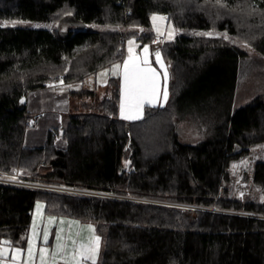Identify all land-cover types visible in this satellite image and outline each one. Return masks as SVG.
<instances>
[{"label": "trees", "instance_id": "16d2710c", "mask_svg": "<svg viewBox=\"0 0 264 264\" xmlns=\"http://www.w3.org/2000/svg\"><path fill=\"white\" fill-rule=\"evenodd\" d=\"M245 7L248 19L239 24L233 12ZM67 9L86 29L0 26V175L19 169L30 181L168 197L198 209L0 185V241L24 248L42 201L47 215L95 225L103 241L98 264H264V204L225 197L231 163L264 145V91L236 107L247 54L228 41L186 33L225 30L264 57V0H0L1 19L46 23ZM153 14L184 31L161 48L172 66L167 105L147 107L141 120H123L121 83L112 78L109 96L96 99L97 107L86 104L84 112L64 116L63 148L54 131L44 146H25L32 116L23 97L53 77L80 83L122 61L128 33L93 27L149 29ZM153 36L137 40L152 43ZM186 122L196 135L189 143L178 132ZM253 182L264 191V159L254 167Z\"/></svg>", "mask_w": 264, "mask_h": 264}, {"label": "crops", "instance_id": "0c3cea01", "mask_svg": "<svg viewBox=\"0 0 264 264\" xmlns=\"http://www.w3.org/2000/svg\"><path fill=\"white\" fill-rule=\"evenodd\" d=\"M166 17V16H164ZM167 18V17H166ZM167 22L168 19H167ZM176 37V36H175ZM174 37V39H175ZM147 46L148 61L151 67L155 68L160 73V97L154 106L144 105L143 116L147 107L157 108L165 107L169 102V84L171 81V69L172 66L163 57L164 68L167 69L168 79L166 81V87L168 92L167 101L163 100V91L165 88V80L163 78L164 69L161 68L156 62V56L153 51V46L142 45L137 42L133 45L134 55L143 58V48ZM128 43L126 45V54L122 61L112 64L111 66L104 68L96 74L88 76L83 82L80 83H61V81H55L52 85H46L42 89L31 91L23 98V102L26 103L27 110L32 116L33 126L29 128L25 136V146L29 148H38L46 144L49 133L53 130H59L60 134L63 131V118L69 113L77 112L80 109L84 110L86 102H91L93 99H103L109 96L108 83L109 80L119 79L120 83L123 82V64L128 58ZM161 55V54H160ZM119 64L121 67L116 75L112 74L113 65ZM143 67V64H141ZM101 73H107L101 75ZM89 80H93L89 83ZM71 85V87H69ZM88 93V95L86 94ZM90 99V100H89ZM162 105V106H161ZM120 116V108H119ZM142 116V118H143ZM121 118V117H120ZM141 118V119H142ZM122 119V118H121ZM138 119V120H141ZM125 120V119H123ZM138 120H126V121H138ZM57 144L65 143L61 136L57 137ZM63 148V147H62ZM42 205L41 208H37V205ZM54 218L52 223H49V218ZM89 225L94 229V232L89 229ZM33 226H35V239L33 241L32 259H29V240L33 237ZM48 231V240L44 241V231ZM57 233L60 234V241L56 239ZM93 235H98L94 224L89 222H82L76 219L67 217L50 216L45 212V204L42 201H38L34 207L32 214V221L28 232L27 243L24 248L13 245L8 240L0 241V249L4 250L3 256H0V264H42L40 259V250L47 249L44 258V264H75L72 260L74 249L78 250L81 245H89V242ZM101 238V237H100ZM75 241V244H73ZM57 243L64 245L63 251L57 250ZM103 249V241L101 238L99 253L96 257L95 264H98L101 258ZM19 250V253H17ZM15 257V259H14ZM80 264H93L92 260H80Z\"/></svg>", "mask_w": 264, "mask_h": 264}, {"label": "rangeland", "instance_id": "374dc122", "mask_svg": "<svg viewBox=\"0 0 264 264\" xmlns=\"http://www.w3.org/2000/svg\"><path fill=\"white\" fill-rule=\"evenodd\" d=\"M68 13H69V9L64 10L58 16H56L54 20H51L46 23L30 22V21L19 20V19H1L0 18V26L1 27H33V28L43 27V28H48L53 31H66L67 32L70 29H73V27H75L74 23L76 22L74 17ZM233 13H234L233 16L236 19V22L241 24V21H245L248 19L246 16V13H249V10L248 8L245 7L244 11L239 10V11H234ZM155 15L163 16V17L166 16L163 14H155ZM257 15L258 14L254 16L257 18ZM167 19L164 21L158 20L156 22V24L159 25L161 28V34L159 35L153 26L152 19H151V25L149 29H142V28L135 26L134 24H132L131 26H127V25L122 26V25H115V24L113 25L109 23L96 25L93 28L96 31L107 32V33H114V32L128 33L129 37L127 38V41L125 43L126 45L130 39H134L137 42H140L139 40H137L138 38H141L142 36L143 38H145L144 35L146 36L152 33L154 35L153 36L154 39L152 43H143L142 41L140 43H142V45H151V44L152 46L154 45L152 48L153 51L154 52L159 51L161 56L163 57L162 50H161L162 46L175 40L174 39L175 36L177 37L180 33L184 32V31L177 30L171 22H167ZM257 20H260V19H257ZM247 24L249 25L248 21H247ZM240 30L242 32L241 27H240ZM169 31L173 32V36L171 39L168 38ZM186 33L192 36H195V37H199V38L206 37V38H211V39H222L225 42L228 41L236 45L240 50L244 51L247 54V57L244 60H242L240 63V74H239V79H238V88H237V94H236V100H235L236 107H242L246 105L257 94L264 91V57L257 53L252 43L250 44L244 40L234 38L230 34H228V32L225 30L224 31H214V30L212 31H191V32H186ZM196 33H211L212 35L210 36L196 35ZM224 34H227L228 39L224 38ZM163 59L165 58L163 57ZM92 81L89 80V83H91ZM54 82H55V77H53L46 85L48 84L52 85V83ZM86 94L88 95V93ZM91 99H93V101L91 100V102H86V104L87 105L93 104L92 106L97 107L96 104L98 102L96 101V99L95 98H91ZM23 104L26 105V103L24 102ZM84 111L85 110L80 109L77 112H84ZM30 121H31L30 122V125H31L30 128H31L34 123H33L32 118ZM53 131L57 132V134H55V144L58 147H64L65 143L63 144V146L61 144L59 145L57 144V141H58L57 137L60 138L61 136V139L63 140L62 138L63 131H61L62 134H60L59 130H53ZM178 132H179L182 142L189 143L187 141H192V140L194 141L196 137L192 126L189 125L187 122L180 125ZM236 150L239 151L238 148ZM263 159H264V145H261V146L253 148L251 150L250 155H248L247 157L242 158L237 161H233L231 163V166L229 168L231 180H230V183L227 186H225V189L227 190V194L225 197H227L228 200L235 201L241 204H247V203L257 204V205L264 204V191L260 187L256 186L253 182L254 167L257 162L262 161ZM127 167L129 170L130 160H127ZM4 175H11V174L6 173ZM25 179L28 180L26 176H25ZM36 183H43V182L36 181ZM50 184H52L53 186L60 185V183H57V182L46 183L43 185L41 184L42 186H40V189H45L43 188L44 185H50ZM39 185L40 184H38L36 188H38ZM50 191H51L50 193L60 194L52 190ZM111 192L116 193L115 191H111ZM128 192L129 191H125L124 193H122V196H125L128 199L137 198V199L143 200L145 203H148L149 201L156 202L155 204H145V205L161 206L167 209H174V210H180V211L198 209L197 207H194V206L181 204V203L174 202L171 200H165V199H168V197L163 198V197L157 196L156 198L150 199L149 197L146 198V196L139 197L138 195H132L130 194L131 192L129 193ZM89 193L96 195L97 197H102V198H110L114 196V194L112 193H102L98 191H91ZM61 195H68V194H64L63 192ZM137 204H143V203L137 201Z\"/></svg>", "mask_w": 264, "mask_h": 264}, {"label": "snow or ice", "instance_id": "6c2138e0", "mask_svg": "<svg viewBox=\"0 0 264 264\" xmlns=\"http://www.w3.org/2000/svg\"><path fill=\"white\" fill-rule=\"evenodd\" d=\"M219 2V0H218ZM153 21V26L156 32L161 34V28L156 22L164 21L167 18L158 15H152L151 17ZM15 23V22H14ZM196 35H212L211 33H196ZM173 36V32H168V38L171 39ZM224 38L228 39L227 34H224ZM135 43L134 39H130L128 41V58L124 61L123 64V82L121 84V99H120V117L125 120H138L143 116V108L144 105L147 104L149 106H154L159 97H160V73L156 71L155 68L151 67L148 61V47L145 46L143 48L144 56L141 60L140 57L134 55L133 45ZM156 62L164 69L163 78L165 80V88L163 91V100L167 101L168 92L166 87V81L168 79L167 69L164 68L163 61L161 59L160 52L157 51L155 53ZM143 64V67L141 66ZM120 65H113L112 74L116 75L118 70L120 69ZM107 73H101V75H106ZM63 83V81H61ZM71 87V85H69ZM23 103V101H21ZM162 106V105H161ZM235 167V166H234ZM12 179H15L13 177ZM42 205H37V208H41ZM54 218H49V223H52ZM90 230L94 232V229L91 228V225L88 226ZM33 237L29 240V259H32V249H33V241L35 239V226H33ZM57 241L59 242L61 237L60 234L57 233L56 236ZM48 240V231H44V241L45 243ZM101 238L98 235H93L89 245H81L78 250L74 249L72 260L75 261V264H80V260H92L93 264H95L96 257L99 253ZM75 244V241H73ZM64 245L57 243V250L63 251ZM47 249L40 250V259L42 264H44L45 253ZM19 253V250H17ZM4 250L0 249V256H3ZM15 259V257H14ZM67 264V261H66Z\"/></svg>", "mask_w": 264, "mask_h": 264}, {"label": "built area", "instance_id": "2783aa9c", "mask_svg": "<svg viewBox=\"0 0 264 264\" xmlns=\"http://www.w3.org/2000/svg\"><path fill=\"white\" fill-rule=\"evenodd\" d=\"M11 175H4L1 174L0 176V185H7V186H14V187H21V188H30V189H40V186H42L43 184L46 183H36V181H28L25 179V176L21 173V171L19 169L14 170L12 173H10ZM13 177H15V179H12ZM40 184L37 187V185ZM42 184V185H41ZM45 189H40L42 191H48L51 192L55 191L58 192L60 194H62L64 192V194H68L70 196H74V197H82V198H92V199H109V200H117V201H123V202H131V203H136L137 201L142 202L143 204H155L156 202H151L149 201L148 203H145L143 200L137 199V198H132V199H128L125 196H122L121 194H117L111 191H105V190H98V189H91V188H87V187H83V186H74V185H69L66 183H60V185H56L53 186L52 184L50 185H44ZM47 189V190H46ZM91 191H98V192H102V193H112L114 194L113 197L110 198H102V197H97L96 195L90 194L89 192ZM130 197V196H129Z\"/></svg>", "mask_w": 264, "mask_h": 264}, {"label": "water", "instance_id": "95a60500", "mask_svg": "<svg viewBox=\"0 0 264 264\" xmlns=\"http://www.w3.org/2000/svg\"><path fill=\"white\" fill-rule=\"evenodd\" d=\"M74 26L75 27H78V28H80V29H82V30H84V29H86V24H84V23H82V22H75L74 23Z\"/></svg>", "mask_w": 264, "mask_h": 264}, {"label": "bare ground", "instance_id": "6f19581e", "mask_svg": "<svg viewBox=\"0 0 264 264\" xmlns=\"http://www.w3.org/2000/svg\"><path fill=\"white\" fill-rule=\"evenodd\" d=\"M79 186V185H78Z\"/></svg>", "mask_w": 264, "mask_h": 264}]
</instances>
